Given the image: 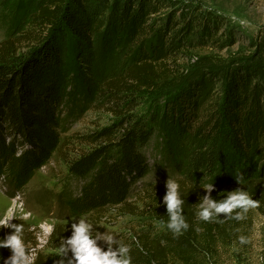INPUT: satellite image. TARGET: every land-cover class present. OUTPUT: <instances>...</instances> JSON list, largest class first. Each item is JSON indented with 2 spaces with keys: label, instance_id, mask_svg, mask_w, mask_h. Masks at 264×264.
Instances as JSON below:
<instances>
[{
  "label": "trees",
  "instance_id": "1",
  "mask_svg": "<svg viewBox=\"0 0 264 264\" xmlns=\"http://www.w3.org/2000/svg\"><path fill=\"white\" fill-rule=\"evenodd\" d=\"M6 3L0 0V16ZM167 4L174 6L164 0H34L13 19L21 23L16 32L0 42V108L14 135L60 152L46 127L57 124L60 111L67 108L68 115L80 117L87 109L106 110L112 116L110 126L78 136L89 149L65 159L68 184L61 197L71 215L95 219L101 233L107 213L153 218L165 232L138 234V242L131 241L132 264L168 256L192 264L204 248L237 231L241 220L225 213L211 221L198 218L205 183H215L212 198L217 200L243 187L258 200L254 210L264 218V32L247 56H203L171 76L169 64L196 44L223 47L229 42L218 38L224 22L201 7L180 3L166 20H154ZM125 49L131 63L111 74L109 55ZM164 88L172 92L162 110L140 115L144 94ZM158 128L169 146L166 163L175 169L171 178L180 184L182 215L189 224L179 236L167 228L166 182L133 194L148 174L143 149ZM237 171L244 174L242 185L234 178ZM72 182L84 183L78 197ZM15 223L25 226L23 238L31 245L26 236L31 227ZM13 231L0 228V237ZM58 234L55 229L48 247ZM98 243L107 251V242ZM32 245V264H53ZM2 255L10 256V249H0Z\"/></svg>",
  "mask_w": 264,
  "mask_h": 264
},
{
  "label": "rangeland",
  "instance_id": "2",
  "mask_svg": "<svg viewBox=\"0 0 264 264\" xmlns=\"http://www.w3.org/2000/svg\"><path fill=\"white\" fill-rule=\"evenodd\" d=\"M164 1H169L174 6L181 3L185 6L201 7L203 11L211 12L214 17L224 22L218 38L221 39V42H229V45L223 47L210 44L201 47L202 45L196 44L195 48L183 52L176 62L169 64L171 66L169 75L171 76L184 73L203 56L212 55L224 59L247 56L254 50L255 42L264 32V0ZM32 2L34 3V0H7L3 14L0 16V42L16 32L21 23L18 20L13 22V19H16V16L22 17L25 10L27 11L31 7ZM174 6L165 5L154 20L159 18L166 20L170 11L174 10ZM24 51H26L25 45L21 52ZM129 54L125 49L123 53L118 54L115 51L109 55L107 66H109L111 74L119 72L121 66L131 63L130 58L128 59ZM171 92L170 89L164 88L145 93L143 103L137 112L140 115L157 112L170 98ZM63 93L65 94V91ZM1 110H4L3 107L0 108V220L8 216L11 211L10 223L24 222L31 227L26 236L29 234L28 238L32 240V244L37 245V252L49 256L51 261H59L62 257L56 255L55 252L61 243L58 241L59 238L70 236L71 222L83 216L71 215L69 208L62 201L63 188L68 184L65 159H73L88 150L89 146L81 144L78 136H88L94 131L110 126L113 122L112 116L106 110L87 109L84 115L77 117L73 113L68 115L67 108L63 109L56 116L58 120L56 125L46 124V127L54 133L55 142L62 148V151L57 152L56 149L45 148V145L35 146L11 133L6 117ZM168 150L169 146L165 143L164 135L158 128L151 142L143 149L149 165L148 174L135 186L133 194L140 193L150 184L167 182L174 175V168L169 165V162L166 163ZM33 164L38 166L30 167ZM83 184L82 182L71 183V188L75 192L74 197H78ZM26 214L30 215L24 219ZM244 216V220L238 222L236 232L229 230L225 237L215 241V246L204 248L203 253L194 259L192 264H264V218L254 208L249 209ZM83 217L93 224V231L97 230L95 219L88 216ZM102 222L103 231H106V228L112 230L117 239H121L130 246H132V242L135 244L138 242L136 238L138 234L143 235L142 233L151 232L154 235H160L165 232L149 216L120 217L117 213H107ZM49 227H51L50 232L48 231ZM55 229L59 231V234L52 246L48 247L47 243ZM241 235L248 237L249 242L241 244L238 239ZM32 244L27 248L33 261L36 251ZM115 245L119 247V244ZM67 255L70 257L71 251ZM165 258L162 261L161 259L152 261L150 264H183L170 256Z\"/></svg>",
  "mask_w": 264,
  "mask_h": 264
},
{
  "label": "clouds",
  "instance_id": "3",
  "mask_svg": "<svg viewBox=\"0 0 264 264\" xmlns=\"http://www.w3.org/2000/svg\"><path fill=\"white\" fill-rule=\"evenodd\" d=\"M241 23H244V21H241ZM234 178L239 185L245 183L242 172L237 171ZM166 188L167 193L163 199L170 216L167 228L175 236H179L183 230H187L189 227L185 216L182 215L184 201L179 191L180 184L170 177L166 182ZM202 188L207 192V195L198 204L197 216L203 221H211L219 217L221 213L227 214L226 218L240 221L245 218L244 214L249 209L258 205V200L254 199L243 187L229 191L220 200L212 198V193L216 190L215 183H205ZM237 209L240 211H236ZM233 213L235 214L233 215ZM28 215L30 214H26L24 219H27ZM10 218L11 211H9L8 216L0 220V227L14 230L12 233L0 237V249L9 248L11 255L7 258L2 255L0 261H2V264H32L33 257L29 253L23 238L25 226L10 223ZM163 223L161 221V224ZM101 225L103 226V222H101ZM48 231H51V227L48 228ZM238 239L241 244L249 242V238L243 235L239 236ZM101 240L107 242V251L99 246L98 242ZM114 244H119V248L114 250L112 247ZM69 251L72 253L70 257L67 255ZM55 252L56 255L62 258L59 261H53V264H132L131 246L129 244L117 239L113 231L107 228L103 233L98 229L94 233L93 224L83 216L71 222V235L63 237Z\"/></svg>",
  "mask_w": 264,
  "mask_h": 264
}]
</instances>
